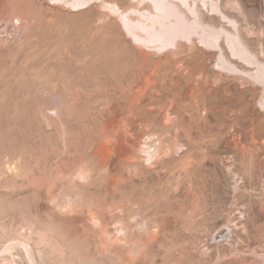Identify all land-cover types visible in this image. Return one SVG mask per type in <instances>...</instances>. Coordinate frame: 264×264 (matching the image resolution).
Returning <instances> with one entry per match:
<instances>
[{"label": "rangeland", "instance_id": "1", "mask_svg": "<svg viewBox=\"0 0 264 264\" xmlns=\"http://www.w3.org/2000/svg\"><path fill=\"white\" fill-rule=\"evenodd\" d=\"M214 2L204 23L258 63L226 34L136 44L139 0H0V264H264V0ZM152 68L162 97L131 118ZM111 122L152 154L112 176L93 155Z\"/></svg>", "mask_w": 264, "mask_h": 264}, {"label": "bare ground", "instance_id": "2", "mask_svg": "<svg viewBox=\"0 0 264 264\" xmlns=\"http://www.w3.org/2000/svg\"><path fill=\"white\" fill-rule=\"evenodd\" d=\"M213 1L214 0H139L138 8L127 11L126 12L127 15L123 14L122 20H124L123 21L124 28L127 35L130 36L131 39L134 40L136 44L140 46L144 47L147 45H152L157 50L166 49L167 51H173L178 54L180 49H182L181 48L182 44L180 40L183 39L187 42V44H189V47H194L193 41L194 38L196 39V37H198V39H200L205 45H210L212 47L218 48L221 51L220 39L222 37V34H226L227 36L232 37L230 38L231 41L229 42L230 43L229 47L233 52H235L238 55L244 56V58L250 56V59H252V61L254 60V62L255 61L257 62V58H255L256 56H253V54L250 53L251 50L249 51L248 48L245 47L246 44L244 45L241 42L242 41L241 37L237 33L238 30L237 32L235 31L236 33L229 34L228 32L225 31V29L222 26L220 27L218 26L219 28L218 27L216 28L212 25L204 23L202 17V13H203L202 8L206 6L207 2L212 3L211 8L213 9V11L217 13L218 18L221 19L224 17L219 2L213 3ZM144 5L146 7L145 9H139ZM1 18L2 16H0V19ZM15 19L19 24H21V22L23 21L22 18L18 16ZM220 65L224 67L230 66V68H232L231 67L232 64L230 65V63L225 59V57H223ZM145 71L140 72L139 80H137L136 83H133V87L130 91V98H129L130 104L127 107L126 113H128L131 118H133L132 108H134V106H136L137 108L143 107L142 104H140V102L141 100H143L144 97L148 95L160 96L159 91L155 87V84L153 82V79L156 75L155 68H152L147 72ZM161 77L163 78L164 76ZM253 78L256 81L262 82L264 84L263 64H260L258 72H256ZM162 83L164 82L162 81ZM167 84H165V86ZM159 88H163V86ZM169 96H171L170 93ZM145 101L146 100H144L143 102ZM258 104L261 106L264 105V98H261ZM125 118L126 115L122 117L120 121L123 122ZM118 131H120V127L117 125L116 122H111L107 124V128H105L104 131L102 132V135L106 137V141L104 144L102 143L101 146H98L96 151L93 153V155L98 156L100 158V162H101L100 164L105 165L107 167L106 169L108 170V173L111 176L115 172L117 163L122 162L130 166V164L134 161L133 160L134 157L137 156L136 154L144 153L145 160H149L152 155L148 151L149 149L148 146L146 147V149L142 147L143 142L141 143L142 140L140 141L138 138H135L133 140L129 138H124L123 141H120L119 139L121 138L117 139L114 137L116 144L112 143L110 134L115 135L117 134ZM127 144L130 145L131 150H129L130 148L127 147ZM138 158L141 159L142 157H138ZM127 173L128 170L125 171V175H127Z\"/></svg>", "mask_w": 264, "mask_h": 264}]
</instances>
